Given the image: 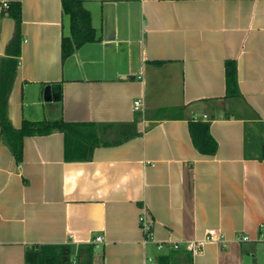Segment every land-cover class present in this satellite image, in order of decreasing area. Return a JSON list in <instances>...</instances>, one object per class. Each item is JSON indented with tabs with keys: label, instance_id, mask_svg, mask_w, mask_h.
<instances>
[{
	"label": "crops",
	"instance_id": "0c3cea01",
	"mask_svg": "<svg viewBox=\"0 0 264 264\" xmlns=\"http://www.w3.org/2000/svg\"><path fill=\"white\" fill-rule=\"evenodd\" d=\"M2 1L20 6L13 127L61 118L111 131L136 119L138 134L83 161L64 159L58 130L25 135L20 162L0 139V264H25L34 244L68 245L71 259L90 245L93 264H158L171 252L191 264H264V0H82L95 40L64 58L61 0ZM14 30L0 7V60ZM226 60L237 94L227 95ZM191 122L208 125L214 153L195 147ZM208 229L222 237L192 255L185 241Z\"/></svg>",
	"mask_w": 264,
	"mask_h": 264
},
{
	"label": "trees",
	"instance_id": "16d2710c",
	"mask_svg": "<svg viewBox=\"0 0 264 264\" xmlns=\"http://www.w3.org/2000/svg\"><path fill=\"white\" fill-rule=\"evenodd\" d=\"M62 12L69 18L70 33L61 41V55L67 57L73 50L88 41L95 40V32L90 22V14L82 0H61ZM3 10V8L1 9ZM5 10V9H4ZM15 20V30L5 49V57L0 60V139L9 147L16 162L22 160V139L25 135H41L58 130L63 133V157L65 160L83 161L91 158L92 151L99 145H115L138 134L135 119L133 122L113 124L97 122H69L56 120L24 119L18 128L12 126L7 115V97L15 75L20 44V6L9 3L6 8ZM227 95L238 93V82L234 60L225 61ZM172 115V114H170ZM173 116V115H172ZM195 147L205 154H212L216 142L208 132V125L202 122L189 124ZM70 246L64 244H34L26 250L25 264H93L92 246H82L74 259L70 258ZM180 253L161 255L158 264H191L190 257Z\"/></svg>",
	"mask_w": 264,
	"mask_h": 264
},
{
	"label": "built area",
	"instance_id": "2783aa9c",
	"mask_svg": "<svg viewBox=\"0 0 264 264\" xmlns=\"http://www.w3.org/2000/svg\"><path fill=\"white\" fill-rule=\"evenodd\" d=\"M1 9H6L8 7V1H2L0 3ZM141 107V101L139 99L134 100L133 103V108L135 110H139ZM139 221V226L141 228V231L143 232V238L144 241L150 240L152 238V222L149 220L145 213L139 214L138 217ZM222 237L221 232L215 229H208L206 231L205 237L203 240H190V241H185V248L190 251L192 255H195L199 253L202 249L203 242L208 241V240H213V241H219L220 238ZM247 236H242L243 239H246ZM94 242H101V237L96 236L94 239ZM172 248V249H178L180 247L179 242H158L157 243V248L162 249L164 247ZM146 264H155V262L152 260V258H148Z\"/></svg>",
	"mask_w": 264,
	"mask_h": 264
},
{
	"label": "rangeland",
	"instance_id": "374dc122",
	"mask_svg": "<svg viewBox=\"0 0 264 264\" xmlns=\"http://www.w3.org/2000/svg\"><path fill=\"white\" fill-rule=\"evenodd\" d=\"M255 134H252V131L250 130V133H249V135H248V137H249V140L251 141V142H254L255 141V139H257V140H259V137H258V135H255ZM71 258V257H70Z\"/></svg>",
	"mask_w": 264,
	"mask_h": 264
},
{
	"label": "water",
	"instance_id": "95a60500",
	"mask_svg": "<svg viewBox=\"0 0 264 264\" xmlns=\"http://www.w3.org/2000/svg\"><path fill=\"white\" fill-rule=\"evenodd\" d=\"M45 99H48V98L45 97Z\"/></svg>",
	"mask_w": 264,
	"mask_h": 264
}]
</instances>
